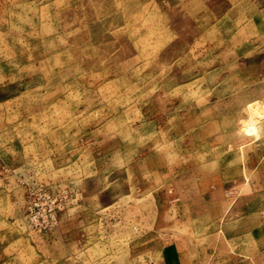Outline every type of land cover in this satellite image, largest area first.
<instances>
[{"label": "rangeland", "instance_id": "1", "mask_svg": "<svg viewBox=\"0 0 264 264\" xmlns=\"http://www.w3.org/2000/svg\"><path fill=\"white\" fill-rule=\"evenodd\" d=\"M0 264H264V0H0Z\"/></svg>", "mask_w": 264, "mask_h": 264}, {"label": "built area", "instance_id": "2", "mask_svg": "<svg viewBox=\"0 0 264 264\" xmlns=\"http://www.w3.org/2000/svg\"><path fill=\"white\" fill-rule=\"evenodd\" d=\"M34 203V202H33ZM38 204L34 203L33 205L29 204L28 206V223L32 226V227H39L42 224H49L52 225L53 221V217L50 214V210L49 213L46 215V217L44 218V215L42 213V211L38 210Z\"/></svg>", "mask_w": 264, "mask_h": 264}]
</instances>
